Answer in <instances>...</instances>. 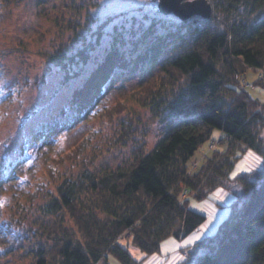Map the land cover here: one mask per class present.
Instances as JSON below:
<instances>
[{"label":"trees","instance_id":"obj_1","mask_svg":"<svg viewBox=\"0 0 264 264\" xmlns=\"http://www.w3.org/2000/svg\"><path fill=\"white\" fill-rule=\"evenodd\" d=\"M208 1L218 14L179 16L173 25L150 22L132 39L115 34L100 58L96 50L113 17L52 53L51 64L61 69L65 84L78 78L66 102L24 140L12 168L28 152H38L31 146L98 115L107 90L127 75L147 76L136 100L169 127L152 148L141 147L114 167L72 163L79 169L45 200L53 222L43 229L47 241L31 248L29 264H110L108 253L123 264H141L122 240L153 253L167 236H185L206 218L180 198L182 190L204 198L219 186L235 185L240 191L229 216L214 235L193 245L188 262L197 255L194 264H264V100L240 85L249 69L264 67V0ZM216 129L225 146L191 169L198 148L216 140ZM85 143L64 158L76 161ZM246 149L262 156V166L231 178ZM17 176L8 173L5 180Z\"/></svg>","mask_w":264,"mask_h":264},{"label":"rangeland","instance_id":"obj_2","mask_svg":"<svg viewBox=\"0 0 264 264\" xmlns=\"http://www.w3.org/2000/svg\"><path fill=\"white\" fill-rule=\"evenodd\" d=\"M212 4V13L218 14ZM161 10L159 0H0V264H29L31 248L47 241L43 229L53 219L44 209L45 200L56 193L62 178L79 169L80 165L73 167L72 163L84 160L94 161L102 169L114 167L128 160L137 149L152 148L168 130L169 121L152 115L136 100L137 88L147 76L135 73L107 90L98 105V115L52 135L48 143L31 146L38 152H28V159L12 168L24 140L66 102L78 78L65 84L61 69L51 64V55L58 45L72 44L83 34L90 36L113 17L96 50L100 58L115 34L132 39L150 22L173 25L178 21V15ZM87 27H91L90 31ZM94 64L92 59L85 66L86 74ZM240 85L264 100V67L249 69L240 77ZM116 109L121 112L116 114ZM222 135L216 129V140L206 141L198 148L190 162L191 169L199 167L215 148L225 146L218 141ZM82 142H86L85 150L76 161L64 158ZM262 164L263 158L256 151L242 150L230 177ZM8 173L18 176L5 180ZM237 187L219 186L204 198L182 190L180 198L206 218L185 236H167L153 253L144 252L127 239L122 243L141 264H194L197 255L188 262L193 245L218 231L231 212L240 191ZM66 223L70 225L71 220ZM107 259L110 264H123L112 253Z\"/></svg>","mask_w":264,"mask_h":264},{"label":"water","instance_id":"obj_3","mask_svg":"<svg viewBox=\"0 0 264 264\" xmlns=\"http://www.w3.org/2000/svg\"><path fill=\"white\" fill-rule=\"evenodd\" d=\"M162 12H173L178 16L200 14L204 17L212 15V5L208 0H159Z\"/></svg>","mask_w":264,"mask_h":264},{"label":"snow or ice","instance_id":"obj_4","mask_svg":"<svg viewBox=\"0 0 264 264\" xmlns=\"http://www.w3.org/2000/svg\"><path fill=\"white\" fill-rule=\"evenodd\" d=\"M246 170H250V169H246ZM233 175H235V173L233 174ZM194 207H198V205H193ZM197 239L199 238V237H196ZM166 243H174L173 241H168V242H166ZM189 243H191V241H189Z\"/></svg>","mask_w":264,"mask_h":264}]
</instances>
